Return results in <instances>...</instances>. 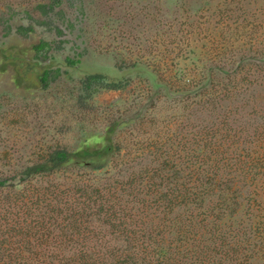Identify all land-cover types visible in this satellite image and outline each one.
Here are the masks:
<instances>
[{"label": "rangeland", "instance_id": "374dc122", "mask_svg": "<svg viewBox=\"0 0 264 264\" xmlns=\"http://www.w3.org/2000/svg\"><path fill=\"white\" fill-rule=\"evenodd\" d=\"M38 1L0 0V174L22 173L48 153L73 151L83 141L101 147L114 120L128 121L115 137L123 148L119 163H137L121 167L112 183L158 168L155 155L179 160L188 134L198 139L216 120L197 99L187 100L186 85L201 82L212 62L233 70L244 60L238 91L222 92L231 99L222 101L217 116L228 114L243 132L241 148L252 154L259 177L239 185L226 214L237 209L233 222L253 226L248 264H264V0H86V11L67 4L63 15L49 18L35 12ZM7 20L12 32L5 37ZM31 24L35 33L29 37L16 33ZM41 40L52 49L35 59L33 47ZM67 58L80 63L69 67ZM46 68L53 73L44 87ZM216 72L225 83L223 72ZM93 74L122 87L93 94L99 85L83 84ZM70 168L75 177L80 169ZM212 202L217 206L218 197Z\"/></svg>", "mask_w": 264, "mask_h": 264}, {"label": "trees", "instance_id": "16d2710c", "mask_svg": "<svg viewBox=\"0 0 264 264\" xmlns=\"http://www.w3.org/2000/svg\"><path fill=\"white\" fill-rule=\"evenodd\" d=\"M67 4L80 11L88 7L86 0H41L35 12L42 18L63 15ZM2 25L9 36L10 23ZM16 33L27 38L35 28L20 25ZM52 45L39 41L34 58L48 54ZM65 63L74 67L80 60L67 58ZM247 66L242 60L230 70L212 62L204 67L201 82L186 85L187 100L197 99L216 120L202 128L198 139L188 134L185 156L162 160L155 155L158 168L138 178L110 180L122 174L121 167L137 163H119L123 148L115 137L127 120H114L105 128L101 147L83 141L73 151L48 153L22 173L0 174V264H248L253 226L233 222L237 209L226 211L230 196L242 190L239 185L248 187L259 176L252 170V154L241 148L243 132L233 128L228 114L217 116L222 101L231 99L222 92L235 95ZM216 71L223 72L225 83L215 79ZM52 73L43 70L44 87ZM83 84L86 89L99 85L93 94L122 87L102 74L88 76ZM72 166L80 169L75 177L69 176ZM55 176L65 180L54 183Z\"/></svg>", "mask_w": 264, "mask_h": 264}]
</instances>
